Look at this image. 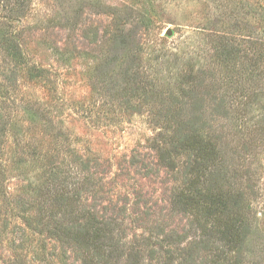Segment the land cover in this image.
I'll list each match as a JSON object with an SVG mask.
<instances>
[{
	"label": "rangeland",
	"instance_id": "1",
	"mask_svg": "<svg viewBox=\"0 0 264 264\" xmlns=\"http://www.w3.org/2000/svg\"><path fill=\"white\" fill-rule=\"evenodd\" d=\"M18 1L0 0V122L7 121L0 148V180L1 172L6 174L0 189L7 191L6 197L0 195V264L17 258L30 264H84L71 248L27 227L21 212L26 199L37 197L34 188L43 183L52 165L64 175L69 171L70 189L81 185L86 170L81 160L72 162L66 150L82 161L91 159L96 185L92 192L83 191L80 204L122 221L129 245L138 242L144 249L150 231L152 248H158L166 234H172L173 241L185 240L183 246L193 241L199 231L190 226L191 216L172 207L178 181L154 148L159 128L152 122V108L145 105L134 111L126 98L140 79L153 83L159 76L173 85L175 69L212 52L208 34L222 27L218 0H28L23 19ZM236 4L244 5L240 16L261 34L264 0ZM249 4L253 8L247 15ZM115 21L135 26L137 34L132 50L107 69L113 81L103 89L106 76L100 63L110 54L107 31ZM9 36L19 40L24 61L34 70L28 71L7 52ZM138 48L141 52L133 56ZM158 55L167 63L158 64ZM132 57L139 68L137 78L127 83ZM145 95L130 99L139 102ZM29 101L36 103L33 109ZM243 119L249 126L262 127L261 133L254 126L246 135L235 133L239 127L228 130L230 146L245 154L234 163L242 173L252 167L258 192L253 201L256 230L247 240L244 264H264V96ZM244 139L256 144L244 151ZM31 147L37 148L38 160L27 155ZM50 158L52 164L43 165ZM26 205L31 208L28 215L38 206Z\"/></svg>",
	"mask_w": 264,
	"mask_h": 264
},
{
	"label": "trees",
	"instance_id": "2",
	"mask_svg": "<svg viewBox=\"0 0 264 264\" xmlns=\"http://www.w3.org/2000/svg\"><path fill=\"white\" fill-rule=\"evenodd\" d=\"M218 3L222 27L208 34L212 52L175 69L173 85H167L169 83L159 76L153 83L140 79L126 98L127 105L134 111H142L145 105L152 108V122L159 128L154 148L159 152L160 161L178 181L172 207L191 216L190 226L194 232L199 231L195 239L183 246L185 240L173 241L174 236L166 234L157 242L158 248H152L149 245L153 231H150L143 242L144 249L138 242L137 246L129 245L123 236L122 221L80 204L83 191L92 192L96 185L90 170L91 159L82 161L69 150L66 156L74 163L81 160L86 170L81 185L70 189L69 171L64 175L57 165H52L43 183L34 188L37 197L26 199L21 210L27 227L37 233H47L49 238L71 248L84 264H118L120 261L124 264H244L247 240L256 230L253 201L258 195L257 184L252 178V167L242 173L234 163L237 158L243 160L245 154L230 146L227 138L231 127H239L238 132L235 131L237 135H246L254 126L260 127L256 131L261 133L260 125L249 126L243 118L248 108L264 96V24L258 29L262 33L256 34L252 30L255 26L239 14L245 11L244 5L238 6L236 0H218ZM18 5L21 18H26L28 0H19ZM252 8L253 5L247 15ZM140 22L148 26L145 20ZM136 29L115 21L107 31L110 54L100 63L106 76L103 89L113 81L107 69L116 64L123 53L132 50ZM5 45L7 52L18 58L28 71L34 70L24 61L25 53L17 38L7 37ZM132 52L136 56L141 48ZM159 58V55L155 58L158 64L167 63ZM132 60L126 68L127 83L137 78L135 70L139 62L133 57ZM136 94L146 95L140 96L141 102L133 103L130 98ZM29 103L33 109L32 104L36 103ZM4 120L0 122V148L7 131ZM243 143L244 151L256 144H250L248 139ZM27 155L39 159L35 147H31ZM49 164L52 158L43 165ZM1 175L0 185H3L6 174L1 172ZM0 191L1 197L7 196L4 188ZM28 203L38 204L31 215H28L31 209ZM1 214L0 205V217ZM3 264L30 263L17 258Z\"/></svg>",
	"mask_w": 264,
	"mask_h": 264
},
{
	"label": "water",
	"instance_id": "3",
	"mask_svg": "<svg viewBox=\"0 0 264 264\" xmlns=\"http://www.w3.org/2000/svg\"><path fill=\"white\" fill-rule=\"evenodd\" d=\"M172 32L170 30H168V34H171Z\"/></svg>",
	"mask_w": 264,
	"mask_h": 264
}]
</instances>
